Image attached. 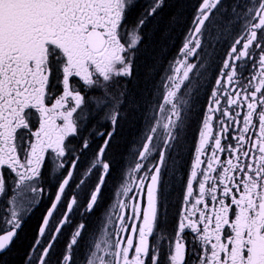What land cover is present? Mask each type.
Here are the masks:
<instances>
[{"label":"snow or ice","instance_id":"snow-or-ice-1","mask_svg":"<svg viewBox=\"0 0 264 264\" xmlns=\"http://www.w3.org/2000/svg\"><path fill=\"white\" fill-rule=\"evenodd\" d=\"M23 240L264 264V0H0V264Z\"/></svg>","mask_w":264,"mask_h":264},{"label":"trees","instance_id":"trees-1","mask_svg":"<svg viewBox=\"0 0 264 264\" xmlns=\"http://www.w3.org/2000/svg\"><path fill=\"white\" fill-rule=\"evenodd\" d=\"M29 231L27 229L26 234L29 236ZM27 244L26 240H23L20 244L17 246V250L9 255L8 257V264H20L21 257L23 255V252L25 251V245Z\"/></svg>","mask_w":264,"mask_h":264},{"label":"flooded vegetation","instance_id":"flooded-vegetation-1","mask_svg":"<svg viewBox=\"0 0 264 264\" xmlns=\"http://www.w3.org/2000/svg\"><path fill=\"white\" fill-rule=\"evenodd\" d=\"M134 131H135L134 128H131V127H129V126L126 125L125 128L123 129V133L122 134L125 137L130 138L132 136V134H133ZM171 211H174V209H172ZM36 215L38 216L39 213L37 212ZM35 223H36V217H33L31 220H29L28 224L25 226V232L27 231V229L30 230L29 231V236H31V234H32V228H33V226H34ZM25 250H26V245H25ZM22 262H23V255L21 257L20 264H22Z\"/></svg>","mask_w":264,"mask_h":264}]
</instances>
